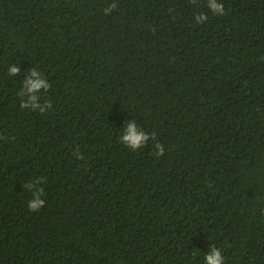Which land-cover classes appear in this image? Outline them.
Returning <instances> with one entry per match:
<instances>
[{
	"label": "trees",
	"instance_id": "1",
	"mask_svg": "<svg viewBox=\"0 0 264 264\" xmlns=\"http://www.w3.org/2000/svg\"><path fill=\"white\" fill-rule=\"evenodd\" d=\"M224 3L0 0V264H264V0ZM132 120L162 156L118 140Z\"/></svg>",
	"mask_w": 264,
	"mask_h": 264
},
{
	"label": "clouds",
	"instance_id": "2",
	"mask_svg": "<svg viewBox=\"0 0 264 264\" xmlns=\"http://www.w3.org/2000/svg\"><path fill=\"white\" fill-rule=\"evenodd\" d=\"M114 7V3L110 4L104 8V12L107 14ZM207 8L213 15L217 16H223L226 12L224 0H207ZM207 20V13L199 12L195 14V23L197 25L204 24ZM9 71L11 74H18L21 69L13 65ZM23 85L24 88L18 94L21 98L20 104L22 108H29L40 113H45L52 109V102L49 99H44L43 101L41 99L42 93H46L51 88V84L47 77L38 69L34 68L25 73ZM118 140L132 151L147 147L151 140V146L154 149L153 154L157 157L162 156L166 150L164 144L156 139L154 132L145 133L135 120L126 123L118 136ZM74 154L77 155V158H81L78 148ZM42 180L43 178H37L27 185V190L32 193L31 199L27 202V207L31 212H38L46 204L44 188L39 186L42 184ZM203 264H226L222 249L216 246L210 247L204 254Z\"/></svg>",
	"mask_w": 264,
	"mask_h": 264
}]
</instances>
